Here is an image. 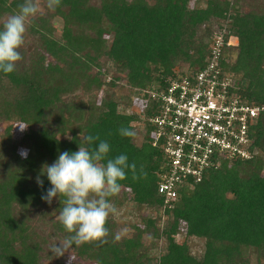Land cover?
Segmentation results:
<instances>
[{"label": "trees", "instance_id": "16d2710c", "mask_svg": "<svg viewBox=\"0 0 264 264\" xmlns=\"http://www.w3.org/2000/svg\"><path fill=\"white\" fill-rule=\"evenodd\" d=\"M23 2L0 0V27ZM253 4L245 10L240 0H61L55 10L46 6L31 18L32 46L20 51L14 72L0 71V121L28 124L18 137L7 126L0 139V264H46V238L33 216L46 213L41 196L51 184L44 174L40 187L36 177L60 153L80 145L95 149L100 140L110 146L104 163L121 154L135 163L138 178L126 169L120 190L155 213L119 240L107 220L106 242L73 245L78 257L95 264H149L159 248L144 246V233L164 241L156 264H250L252 254L258 262L264 257V111L250 129L253 157L221 159L200 182L179 190L173 208L162 207L157 186L165 157L160 143L152 145L154 125L145 119L158 111L147 92H161L179 74L203 69L220 33L219 64L232 78L230 91L264 107V0ZM56 16L62 19L59 37L51 23ZM231 38L237 43L227 44ZM120 82L141 99L139 112L121 108L114 93ZM136 123L142 127L140 144L119 133L122 127L135 132ZM88 135L100 139L88 145L81 140ZM63 200L57 197L52 205L57 215ZM52 225L64 238L69 235L57 219ZM180 230L204 241L199 258L186 241L176 240Z\"/></svg>", "mask_w": 264, "mask_h": 264}, {"label": "built area", "instance_id": "2783aa9c", "mask_svg": "<svg viewBox=\"0 0 264 264\" xmlns=\"http://www.w3.org/2000/svg\"><path fill=\"white\" fill-rule=\"evenodd\" d=\"M213 39L203 69L179 74L161 92H147L158 105L157 113L145 119L154 125L152 145L160 143L165 157L157 186L163 208H173L179 190L200 182L221 159L246 160L255 154L250 129L264 107L230 91L232 78L219 64L223 36Z\"/></svg>", "mask_w": 264, "mask_h": 264}, {"label": "clouds", "instance_id": "9594fccd", "mask_svg": "<svg viewBox=\"0 0 264 264\" xmlns=\"http://www.w3.org/2000/svg\"><path fill=\"white\" fill-rule=\"evenodd\" d=\"M61 0H46L49 10H55ZM40 11L39 0H24L19 5V12L8 16L0 27V71L12 73L16 64L22 59L19 49L24 44L27 23ZM21 132L28 124H18ZM119 133L123 137H133L135 132L122 127ZM99 136H82V142L91 145L99 140ZM110 146L100 140L98 148L90 149L79 146L78 151H64L51 164H45L36 182L43 187L41 175L46 174L51 187L41 199L51 205L53 198L64 197L63 207L57 215V220L69 234L51 249L55 257L64 256L73 245L85 243H105L109 234L105 226L110 215L116 213V208L109 198L119 193L121 185L118 181L126 178V169H131L133 179H137L135 163L129 165L126 155H119L114 159H107ZM20 155L27 158V150L22 149ZM143 166H141V171ZM146 175V173H144ZM61 201V200H60ZM121 238L120 234L115 237ZM71 255L68 264H71Z\"/></svg>", "mask_w": 264, "mask_h": 264}, {"label": "rangeland", "instance_id": "374dc122", "mask_svg": "<svg viewBox=\"0 0 264 264\" xmlns=\"http://www.w3.org/2000/svg\"><path fill=\"white\" fill-rule=\"evenodd\" d=\"M11 1V0H9ZM254 0H240V6L243 7V9H251L253 8ZM89 3L92 5H98L99 0H89ZM258 3V1H257ZM39 5H40V11L36 16L42 15L46 12V6L44 0H39ZM8 16L6 15L2 18V21H4ZM35 16V17H36ZM31 18L29 19L27 23V30L24 36V44L23 46L19 49V51L23 50L26 52L27 50L30 49L32 46V43L34 42V39L29 35L28 31V24H30ZM51 23L54 26L55 29V36L59 37L61 28H62V19L59 17H52L51 18ZM231 44H236L237 43V38H231L230 39ZM235 54L231 55L232 58H234ZM182 66H176V69H180ZM186 67V65L183 66V68ZM111 76V75H110ZM109 79V78H108ZM3 85H8V81L4 80L2 81ZM115 95L117 97L121 98V108L123 110H129V111H136L139 112L141 110V99H139L135 94H133V91L131 88H129L126 84L124 83H119L118 87L115 89ZM128 106V108H127ZM18 124L20 123H14L12 124L8 120H1L0 121V139L4 140V132L7 126H11L10 128L13 130V133L15 134L16 137H18L21 133L19 130ZM137 128L135 129V136H134V141L137 144L141 143V135L139 131H141L142 127L139 123H136ZM22 150V149H21ZM20 150V151H21ZM2 154V153H1ZM2 157H4L2 155ZM54 161H51L50 163H44L51 165ZM129 195L128 193L124 192L123 190H120L118 194L115 196L110 197V202L114 205L116 208V213L112 214L109 216L108 220L109 222L114 223L115 225V230L117 234H120V236H126L129 237L134 233L133 229V224H142L145 221V218L147 216H152L155 212L153 211L154 209H147L146 207L136 204L128 199ZM57 201V197L53 198V201L51 205L47 204V207H45L46 213L38 219L36 216H33L36 228L38 231H40L41 235H44V238H46L45 241V246H44V254L45 256L43 257V262L46 264L49 263H57L59 261H62L64 264H68V257L71 255V264H95L93 261L89 260H83L82 258L78 257L75 253V251L71 248L69 252H66L64 256L61 257H55V255L52 253L51 249L53 248L54 245L62 241L64 238L63 234L64 233H58L54 228H53V221H55L57 218V214L53 210V204H55ZM165 217L161 219L162 221L160 222V225L163 226ZM181 234L176 235V240L177 241H186L187 245L189 246L192 254L196 257H200L202 252V247L204 245V241L195 236H185L182 232L183 230H180ZM143 242L144 246L149 245V244H155L156 247L159 249L153 251L151 254V262L149 264H156V253L158 252H163L164 251V241L163 240H151V238L147 234H143ZM250 264H264V257L261 258V260L258 262L257 258L255 257L254 254L250 256Z\"/></svg>", "mask_w": 264, "mask_h": 264}]
</instances>
